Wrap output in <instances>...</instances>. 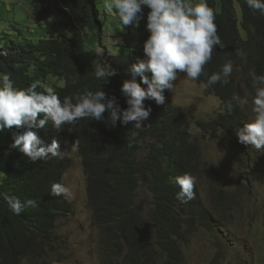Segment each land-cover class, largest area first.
Segmentation results:
<instances>
[{"label":"trees","instance_id":"1","mask_svg":"<svg viewBox=\"0 0 264 264\" xmlns=\"http://www.w3.org/2000/svg\"><path fill=\"white\" fill-rule=\"evenodd\" d=\"M38 2L39 41L0 32V264L44 259L58 246L64 178L76 158L94 225L109 252L121 253L105 264H186L199 230L220 239L232 233L233 246L245 245L250 239L227 229L262 212L253 200L263 198L249 185L261 153L239 131L250 115L244 105L264 100V0H143L138 16L125 19L132 85L115 74L97 0ZM92 37L104 51L92 50ZM165 73L193 75L224 104L198 127L226 135L243 180L231 190L212 185L209 202L196 180L203 152ZM133 99L148 129L134 117ZM143 187L153 199L148 213L138 202ZM249 234L264 241V225Z\"/></svg>","mask_w":264,"mask_h":264},{"label":"rangeland","instance_id":"2","mask_svg":"<svg viewBox=\"0 0 264 264\" xmlns=\"http://www.w3.org/2000/svg\"><path fill=\"white\" fill-rule=\"evenodd\" d=\"M39 0H0V32L6 38H18L22 41H39L43 36V29L37 24L36 16L39 11ZM102 21L105 23L104 47L110 52L113 62H116V73L121 74L128 84L136 82V73L131 65V52L124 44V34L127 33L125 19L136 18L143 6V0H97ZM202 0H197L198 4ZM156 0H146L152 6ZM92 50L104 51L100 47L98 37L90 39ZM111 58V57H110ZM165 87L171 100L177 107L186 110L191 118L193 142L203 152V172L196 177L199 188L205 200H211V187L221 186L228 190L236 188L243 180V170L234 162L231 156L230 144L225 134L212 135L201 131L199 121L211 122L222 112L223 102L211 94L207 86L201 84L191 74L177 75L165 73ZM133 115L148 129L146 117L137 108L136 101L131 100ZM245 103H243L244 105ZM249 118L239 131L242 136H250L255 144V151L261 153L260 165L252 167L249 185L260 193L262 201L254 199L256 207H261V216L254 213L244 215L242 221L233 220L232 228L238 234L250 239L245 245L233 246V240L238 235L220 239L214 233L199 230L190 237L185 249L186 264H248L251 260L256 264H264V241L255 240L249 233L260 229L264 225V100L244 105ZM63 114V113H62ZM65 115L63 114V118ZM149 143V142H148ZM148 144L142 150L145 155ZM5 175L0 172V184ZM67 212L63 214L56 235L58 246L51 249L44 259H30L22 264H105L107 255L111 253L100 229L94 225V210L88 198V177L80 158H76L73 167L64 178ZM138 202L143 203L148 213L153 207V199L147 187L139 192ZM225 224L227 220H224ZM251 228V229H250ZM253 228V229H252ZM113 247V246H111ZM231 248H234L230 250ZM108 249V250H107ZM116 251L117 248L113 247ZM118 260L121 259L117 257ZM110 260V258H108ZM253 263V264H254ZM113 264H117L114 261ZM252 264V263H249Z\"/></svg>","mask_w":264,"mask_h":264},{"label":"bare ground","instance_id":"3","mask_svg":"<svg viewBox=\"0 0 264 264\" xmlns=\"http://www.w3.org/2000/svg\"><path fill=\"white\" fill-rule=\"evenodd\" d=\"M129 247V246H128Z\"/></svg>","mask_w":264,"mask_h":264}]
</instances>
